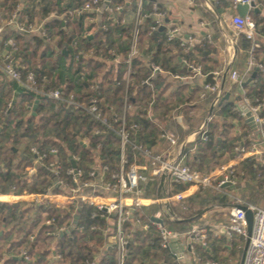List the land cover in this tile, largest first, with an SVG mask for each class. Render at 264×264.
Here are the masks:
<instances>
[{
  "label": "trees",
  "instance_id": "trees-1",
  "mask_svg": "<svg viewBox=\"0 0 264 264\" xmlns=\"http://www.w3.org/2000/svg\"><path fill=\"white\" fill-rule=\"evenodd\" d=\"M85 1L87 0H0V25L15 15L26 27L42 26L40 33L30 30L12 33L10 36L15 40L17 49H8V46L6 49L12 54L11 62L23 73L35 72L41 87L61 88L65 94L72 93L86 101L96 96L104 110H109L112 106L119 108L125 94V60L130 50L134 25L133 19H123L127 14L135 12L137 0H132L129 5L125 0H111L109 6L113 11L105 10L100 15L94 11H84ZM221 2L235 4L231 0H219L218 5L214 3L218 11ZM154 3L144 0V11L152 12ZM118 6L123 9L117 10ZM160 10L165 12L164 8L160 7ZM250 15L259 32L264 35V16L252 11ZM88 18H93L94 21L90 22ZM154 24L155 17L150 15L139 25L138 54L133 59L128 87L130 97L139 101L138 112L129 116V122H136L143 127L139 133L133 132L134 137L142 141L145 140L146 129L153 125L146 116L148 107L143 108L147 105L146 93L149 98L152 93L148 85L143 83L151 75L149 64L154 62L164 72L176 73L177 66L181 64L178 56L184 55L180 42L176 39L168 41L167 29H161L160 26L152 29ZM251 44L244 35L238 36L237 51L242 49L240 55L244 53L247 60ZM145 46L149 47L147 52L152 47V54L144 52ZM261 52H264V46L261 45L253 52L260 63L262 61L258 58V53ZM153 78H150L151 82ZM208 81L211 79L208 78ZM244 87L248 97L258 99L257 102L263 107L264 117L263 72L257 70L253 84H244ZM211 96L213 98L214 95ZM36 100L38 104L34 113L30 108ZM9 102L11 106L7 108ZM233 106L234 103L230 101L223 104L227 117L235 116ZM170 119L172 120L171 117ZM201 122L200 119L196 126ZM96 128L97 124L86 113L66 108L51 98L36 94L20 86L15 80L6 78L0 71V193H39L52 184V179L45 170H39L35 174L29 171L34 160L32 146H36L41 152H47V161L57 159L63 167L61 177L68 182H71V178L66 171L73 165L72 158L86 172L94 166L108 165L106 175L109 177L110 171L115 170L118 165V141L108 132L96 135ZM208 136L202 152L206 153V158L210 153L217 165L231 160L241 142L240 136ZM83 140L87 141L86 144ZM51 149H56L57 155L50 154ZM129 154L131 156L130 152ZM224 155L226 157L223 158ZM192 167L207 174L200 167ZM229 171L232 180H251L264 194V153L244 158L231 166ZM159 184V177H151L145 186V195L157 196ZM183 189L182 185L174 187V191ZM201 196V193H196L172 205L179 218H190V221L164 217L165 224L180 232L190 229L203 215L201 208L191 212L188 202L203 205L207 199ZM212 198L225 206L234 203L233 199L219 191ZM158 210V204L143 206L134 210L124 223L127 238L124 264L179 263L161 245L162 237L153 222V215ZM75 215L78 219L73 225ZM47 218L54 219L51 225L44 223ZM137 218L141 222L138 223ZM61 227H71V230L60 236L57 231ZM79 227L83 228V232L78 230ZM115 227L114 214L105 213L88 204L81 207L76 204L57 207L51 203H33L30 206L25 201L0 202V248L3 249L0 260L7 256L3 260L7 264H49L51 253L56 251L61 254L57 264H117L116 250L109 240ZM235 238L243 239L237 236ZM207 239L209 240V235ZM207 247H210V251H207ZM22 248L28 249L29 260L19 258ZM234 251L231 252L232 256L235 255ZM194 252L202 262L222 263L221 255H216L218 249L209 245L208 241L206 246L202 243L194 244ZM98 255L102 256L98 258Z\"/></svg>",
  "mask_w": 264,
  "mask_h": 264
},
{
  "label": "built area",
  "instance_id": "built-area-1",
  "mask_svg": "<svg viewBox=\"0 0 264 264\" xmlns=\"http://www.w3.org/2000/svg\"><path fill=\"white\" fill-rule=\"evenodd\" d=\"M234 1L235 3L240 2L250 5L251 2L256 3L257 0ZM110 2L111 0H87L85 1L83 9L84 11L97 12L99 15L105 10L112 12L113 8L109 6ZM143 5L144 0H137V7L134 12L133 19L134 25L131 34L130 50L125 60V94L119 108L112 106L109 110H104L96 96H92L88 101H86L80 99L72 93L65 94L61 88L45 89L40 86L34 71L23 73L11 62V52L8 50L5 52L3 58L0 60V71L6 78L15 80L20 86L31 90L36 94L51 98L52 100L63 104L66 108L86 113L97 124L95 134L102 135V132L111 133L114 137H116L119 146L118 165L115 170L110 171L109 177L106 175L107 170H109L108 165L94 166L87 172L77 165H72L66 171L67 175L71 178V182H68L61 177L63 167L57 159L54 161H47L48 153L41 152L36 146H32L31 150L34 153V160L33 167L30 168L29 171L32 174H35L39 170H45L47 175L52 179V184L49 187L44 188L39 193L24 192L18 194L15 191L13 193L19 196L24 194L33 196V202L37 204L51 203L55 204L57 207L70 204H76L81 207L84 204H88L105 213L114 214L116 218V227L114 233L109 239H111V243L116 250L118 264H124L127 244V238L123 227L124 223L128 217L133 214L134 210L146 205L154 203L158 204L161 201L157 196H146L145 186L151 177L160 178L161 175L167 171L169 195L166 200L169 201L171 205L182 202L186 198V191L192 187H196L197 189L214 187L234 200V203L231 205L229 210L228 223L224 226V229L230 239H233L236 236L244 239L248 237L245 211L236 205H245L250 208L254 213V225L242 264H264V205H259L257 202L261 194V189L257 186V184L247 179L241 181L232 180L230 178V171H228L218 184L212 185L213 178L211 175L202 174L200 171L194 169L192 166L179 158L168 157L162 153L155 152L144 141L136 139L133 135V132L139 133L143 130V127L138 123L129 122V116L133 113V108L138 103L135 97H130L128 87L131 82L133 59L138 54L137 43L139 25L142 23L143 19L149 17L150 15L154 16L155 24L152 26V29H157L158 26H165L167 29V40H178L180 42V46L185 52L188 51L189 46L191 45L190 42L180 39V27L177 25H166L164 22L165 12L160 10V5H158V3L153 4V11L150 13H146L144 11ZM260 8L264 9V5L263 7L260 5ZM116 9L121 11L123 8L118 6ZM251 11H253V9H250V11H248V13L244 16L236 13L225 19V22L229 23L235 33V40H232L234 44L237 42L239 35H244L252 43L250 57L245 71L240 73L237 70H232L229 73V79L233 83H237L242 87L247 76H249L250 72L254 68L258 70L264 69V64L258 62L253 53L254 50L259 47L260 43L256 39L257 26L250 15ZM88 21L93 22L94 19L88 18ZM10 22L16 23V28L20 33L28 30L40 33L42 28L41 25H30L26 27L17 20L15 15H13L12 19L6 21L4 24ZM221 22L222 21H220V23ZM4 24L0 25V34L4 29ZM6 46H8V49H17L16 42L12 37L6 39ZM116 61H118L117 57ZM149 67L151 69V75L144 79L143 83L148 85L147 87L154 92L155 88H153L150 78L156 76L157 73L164 71L154 62L150 63ZM192 69L196 73H201L200 67L194 66ZM169 73H171L175 78H182L179 74L172 72ZM207 91L217 94V98L215 100V102H217L218 98L221 96V89L216 77H213L211 81H206L204 83V93L202 96H205ZM246 94L247 91L243 88L244 101L242 105L246 106L253 114L260 147L247 149L244 143H241L236 147V153L242 156L264 152L263 107L257 102L258 99L256 97L251 99ZM153 101L154 99L149 101V106L152 105ZM10 106L11 102L8 103L7 108ZM149 111L150 110L148 109L146 114L147 117L150 116ZM243 114L245 115V113ZM148 118L151 119V117ZM198 134L200 135L201 140H208V128L206 123L201 124ZM160 135L162 138L167 139L172 145L177 143V137L175 134L166 128H161ZM82 142L86 144L87 141L83 140ZM57 152L58 151L56 149H51L49 153L57 155ZM129 152L131 153V156H129ZM72 161H75V159L72 158ZM226 182H230V184H228L229 187L225 186ZM176 185H182L185 189L174 191V187ZM154 216L162 219L161 222L155 220L153 222L162 237V247L167 248L171 254L173 253L172 239L175 237H178L179 239L180 237H187L190 241V249H193L196 241L201 242L204 246H206L208 236L207 230L201 229L199 226H192L186 232L172 230L165 224V216L161 208L153 215V217ZM53 221V218H47L44 223L51 225ZM137 222H141L139 218H137ZM75 224L74 220L73 225ZM145 227L147 228L148 225L146 224ZM70 228L61 227L57 231V234L63 236L70 232ZM78 230L83 232L82 227H79ZM31 238H33V236H31ZM53 254L57 260L61 257V254L56 251H53ZM18 256L25 260L30 259V254L27 248L20 249ZM173 256L178 260L176 253H174ZM0 264H2L1 261ZM209 264L222 263L212 261L209 262Z\"/></svg>",
  "mask_w": 264,
  "mask_h": 264
},
{
  "label": "crops",
  "instance_id": "crops-1",
  "mask_svg": "<svg viewBox=\"0 0 264 264\" xmlns=\"http://www.w3.org/2000/svg\"><path fill=\"white\" fill-rule=\"evenodd\" d=\"M131 1L132 0H125L127 5H129ZM151 1L158 3L161 8L165 9L166 13L164 22L166 25H177L180 27V39L190 42L191 45L189 46V50L187 52L183 49V57L178 56L181 64L180 66H177L176 74L181 75L182 78H175L169 72H161L159 76H154L153 81L151 82L155 90L154 92L149 90L152 92L150 94V98L148 97L146 90V98L145 96L144 98L147 101V107L150 110V116L148 117H151L150 120L153 125L150 129H146L145 140L143 141L155 152L162 153L168 157L179 158L190 166H195L196 168L200 167L199 169L202 171L203 167H206V160H208L206 158V153L202 152V147L205 145L204 141L200 139V135L198 134L199 127L202 123L207 124L208 135L212 138H221V135L228 136V138L240 136V144L244 143L247 149L260 147L255 127L247 121V117L238 109V106L242 105L244 101L243 88L245 87L244 85L242 87L237 83H233L229 79L230 71L237 70L242 73L245 71L248 62L247 57H244L243 55L244 53L240 55L241 52H243L242 49L237 51L238 38L237 42L234 44L232 40H235V33L229 23L225 22V19L238 13L236 10L237 3H235L234 0H231V2L233 1L235 3L234 5L221 2L219 3L220 10L218 11L214 3L218 5L219 0ZM228 1L230 2V0ZM260 5L263 7L264 0H257L256 7L259 8V12H255L254 10L252 12L264 16V9L260 8ZM132 19H134V13L129 15L127 14L123 21H131ZM220 21L222 22L220 23ZM14 32H19L16 28L15 22L4 24V29L0 34V59L3 58L5 52L7 51L5 45L6 39L11 37L10 35ZM256 39L261 46H264V35L259 32L258 28ZM148 48L149 47L145 46L144 52H147ZM151 48L150 51L147 52L149 55L153 52ZM258 58L262 61L261 63L264 64V52L258 53ZM194 66L200 67L201 73H196L192 69ZM257 70L258 69H253L251 75L247 76L246 81L252 77L254 72L256 76ZM258 71L263 72L264 75V69ZM255 76L247 84L252 85ZM213 77H216L221 89V96L218 98L217 102H215L217 94L214 92L207 91L206 95L202 96L204 93V83L208 81V78L212 79ZM211 95H214L213 98H211ZM226 95L228 96L226 97ZM148 98L151 100L154 99L151 106L148 104V101H150ZM226 101L234 103V106L232 107L233 112H236L234 117H227L225 115L226 113H224L225 110L223 109V104H225ZM138 103L133 108L134 113L138 112ZM171 103H178L177 105L179 107L176 112L169 109L171 107ZM184 106L186 108H184ZM182 110H186L185 117ZM174 113H176L175 116L173 115ZM165 115H172L173 119L177 120L176 129L175 127L170 128L163 124V118L166 117ZM220 117L226 120L224 123V131H221L219 135H216L218 133V120ZM200 119L202 122L196 126ZM187 123H189V125ZM162 127L175 134L177 137L176 144L172 145L167 139L161 137L160 134ZM229 131L231 133H229ZM263 153L264 152L257 154L261 155ZM249 156L251 155L242 156L236 153L231 160L224 163L226 165L223 164V168L218 167L214 170V172L211 170L209 174L213 172L211 175L212 178H217L219 174H223L224 171L228 172L231 166L238 164L241 160ZM224 157H226V155H224L223 158ZM216 159L219 160L218 158ZM225 186L229 187L228 184ZM13 192L14 191L9 193H0V201H25L28 202V204L30 203V206L34 203L33 196L25 194L19 196L15 195ZM219 192L224 194L221 191ZM196 193H201V190L196 187H192L186 191V197ZM154 204L146 205V207ZM232 204L225 206L216 203L215 206L227 210L229 217V210ZM204 215L206 216V213ZM202 218L203 217L194 222L192 226H199V228L205 230L210 227V234H207L209 235V240L207 239L206 242L208 241L209 245H213L218 249V253L216 255H221L226 252L227 249L230 250L231 247L229 245V241H235L236 238L230 239L224 229V226L227 224L229 219H227L224 223L222 221L204 223L208 225V227H204L205 225H198V222L202 220ZM109 240L111 241V239ZM183 241L186 242L183 244ZM189 243L190 241L187 237H180L178 242H172L173 253L171 254L169 251L170 255L175 259L173 254L176 253L180 264H208L207 262H202L197 258V255L194 252V247L193 249H189ZM196 243L201 242L196 241L195 244ZM207 251H210V247H207ZM101 256L98 255V258ZM242 257L243 253L239 264L242 262ZM51 258L52 259L49 257L50 261L48 263L57 264L58 260L54 257L53 253H51ZM4 259L0 261L2 264H7L4 263ZM146 264L152 263L146 262Z\"/></svg>",
  "mask_w": 264,
  "mask_h": 264
},
{
  "label": "rangeland",
  "instance_id": "rangeland-1",
  "mask_svg": "<svg viewBox=\"0 0 264 264\" xmlns=\"http://www.w3.org/2000/svg\"><path fill=\"white\" fill-rule=\"evenodd\" d=\"M177 104L178 103H171L170 104L171 107L169 109L171 111H173V112H176L178 110V107H179ZM33 106H34V104L30 108L31 109L30 111L36 112V110H33ZM146 107H147V105L145 104L143 106V108H146ZM184 108H186V107L184 106ZM184 108H182V109H184ZM185 113H186V110L183 111L184 117H185ZM173 115L175 116L176 113H174ZM170 117L172 118V120L170 119ZM225 121L226 120L224 118H221V117L219 118V120H218L219 128H218V133L216 135H219L221 131H224V125H225L224 123H225ZM163 124L167 125L170 128L171 127L172 128L175 127V129L177 128V126H176L177 125V120L173 119L172 115H168L165 118H163ZM187 124L189 125V123H187ZM229 133H231V132L229 131ZM207 159L208 160H206V164H205L206 167L205 166L203 167V172L207 173V174L210 173L209 170L210 171L213 170V172H214V170H216L218 167L223 168V166L226 165V164H224V165L215 164V159L211 158L210 153H208ZM207 168L209 170H207ZM212 173L209 174V175H212ZM226 173L227 172L224 171V173L223 174H219V176L217 178H213L212 179V185L218 184L219 181L224 178ZM200 190H201V195H202L201 198H206L207 201H205V203L203 205H201V204H199L197 202H192V201L188 202L189 205H190V208H191V212L197 211L200 208L202 209L201 213L203 215V218H202V220H200L198 222L199 223L198 225H200V226L201 225L202 226L205 225L204 227H208V225L204 224V223H212L214 221H220V222L222 221L223 223L226 222L227 219H229L228 214H227L228 211L225 210V209H221V208H218L217 206H215V204L217 203V200H214V198H212L213 195L216 196V193H217L218 190L215 189L214 187H207V188L200 189ZM257 202L259 203V205H264V194H263L262 190H261L260 198L257 200ZM205 213H206V216L204 215ZM168 227L173 229V227L170 226V225H168ZM209 228H207V234H210ZM2 233H4V231H2ZM245 242H246V239H244V238L243 239L236 238L235 241H229V245H230L231 249L230 250L227 249L226 252L221 254V259L222 260L221 259L220 260H221L222 264H239L241 256H242V253H243V250H244ZM0 245H1V242H0ZM2 251H3V249L0 248V253ZM231 251H234L235 255L232 256L230 254Z\"/></svg>",
  "mask_w": 264,
  "mask_h": 264
},
{
  "label": "water",
  "instance_id": "water-1",
  "mask_svg": "<svg viewBox=\"0 0 264 264\" xmlns=\"http://www.w3.org/2000/svg\"><path fill=\"white\" fill-rule=\"evenodd\" d=\"M250 9H253L255 12H259V8L256 7V3L255 2H251L250 5L246 4V3H237L236 4V10L237 12L244 16L248 13V11H250ZM165 26H162L161 29H164ZM255 76V72L253 73L252 77L250 79H248L246 81L247 84L251 81V79ZM228 95H226L227 97ZM37 104H38V100L35 101V104L33 106V110H36L37 108ZM238 109L240 112L245 113L246 117H247V121L253 126L255 127V123H254V117L252 112L244 105H240L238 106ZM35 113V112H34ZM73 165H76L75 161H73ZM230 184V182H226L225 185ZM168 173L167 171H165L161 177H160V184H159V188H158V193H157V197L161 200L159 202V207L162 209L164 216L167 219H174L176 221H180V220H191L189 219H181L178 217V215L175 213V211L173 210V207L171 205V203L169 201H167L166 199L168 198ZM239 206L240 208H242L245 211L246 214V221H247V230H248V237L246 238V242H245V246H244V252H243V257H242V262L243 263V258L245 255V251L248 248L249 242H250V236L252 235V231H253V225H254V213L253 211L248 208L245 205H236ZM78 219V216H75V223L77 222L76 220ZM153 219L155 221L161 222L162 219L159 217L154 216ZM179 238L175 237L172 239V242H178ZM186 241H183V244ZM189 246V245H188ZM190 249V246H189Z\"/></svg>",
  "mask_w": 264,
  "mask_h": 264
}]
</instances>
